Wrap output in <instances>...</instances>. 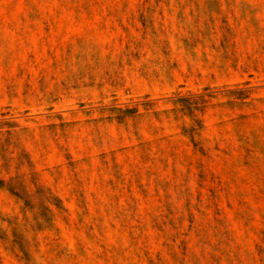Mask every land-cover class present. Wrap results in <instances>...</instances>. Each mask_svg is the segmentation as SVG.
I'll return each mask as SVG.
<instances>
[{"label":"rangeland","instance_id":"374dc122","mask_svg":"<svg viewBox=\"0 0 264 264\" xmlns=\"http://www.w3.org/2000/svg\"><path fill=\"white\" fill-rule=\"evenodd\" d=\"M0 264H264V0H0Z\"/></svg>","mask_w":264,"mask_h":264}]
</instances>
